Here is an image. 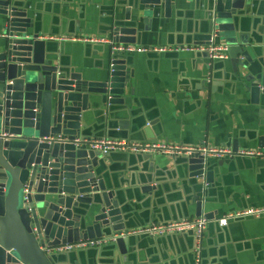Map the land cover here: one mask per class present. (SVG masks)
<instances>
[{"label": "crops", "instance_id": "obj_1", "mask_svg": "<svg viewBox=\"0 0 264 264\" xmlns=\"http://www.w3.org/2000/svg\"><path fill=\"white\" fill-rule=\"evenodd\" d=\"M12 1L28 9L42 37H105L113 41V26L129 27L133 24L129 17H136L138 44L122 46L149 50L165 47L171 51L126 55L125 66L132 76L124 95L131 107H114L110 121L116 128L108 133L114 138H107L106 130L100 139L93 140L151 142L145 134L149 130L154 142L159 143L256 151L260 157L209 160L214 179L206 190L201 214L218 220L232 212L264 207V97L258 105L252 104L242 83L233 80L229 58L216 64L207 77L206 58L199 52L179 49L202 46L194 45L193 38L205 34L202 6L206 0H171L167 14L163 4L151 6L152 13L135 9L139 0ZM246 1L252 6L238 14V33L255 37L260 44L257 49L264 50V0ZM5 24L6 18L0 15V47ZM50 47L57 50L65 68L74 69L84 80L104 82L108 78V46L56 41ZM124 118L128 137L115 138L125 136L118 133V123ZM143 156L114 152L105 163L107 182H114L121 197H126L127 208L134 212L135 227L128 230L160 223L157 217L199 218L191 202V194L201 193L199 182L188 180L187 173L175 169L169 156ZM149 185L156 190L142 194L140 189ZM213 219H207L210 226L202 242L204 264H264V218L229 220L225 227L213 225ZM129 238L139 239V246L128 264H192L190 238ZM88 255L95 253L90 250ZM104 257L90 262L83 259L82 264H113L112 254Z\"/></svg>", "mask_w": 264, "mask_h": 264}, {"label": "water", "instance_id": "obj_2", "mask_svg": "<svg viewBox=\"0 0 264 264\" xmlns=\"http://www.w3.org/2000/svg\"><path fill=\"white\" fill-rule=\"evenodd\" d=\"M161 4L166 14L171 12V0H139L135 9L152 13L150 7ZM251 6L246 0H206L202 6L206 31L193 41L208 46L213 40L215 45L227 46L233 80L242 83L252 104L258 105L264 97V50L257 49L258 39L239 35L237 29L238 14ZM0 15L6 18L0 47V264H82L83 259L102 260L107 253L112 254L113 264L131 263L139 239L119 238L135 227L134 212L127 208L126 197H121L114 182H107L105 163L111 153L73 143L100 139L106 130L107 138H114L108 134L116 128L110 121L114 107L130 109L132 104L124 95L132 76L125 66L126 55L111 53L108 78L89 82L61 64L57 50L50 47L54 42L42 39L27 8L0 0ZM129 18L133 23L129 27L113 26L115 44H138L137 18ZM199 54L207 60V77L216 64L224 63L211 64L207 53ZM118 128L125 136L115 138H127V118ZM148 131L147 138L154 142ZM171 159L175 169L187 173L188 180L199 182L201 193L191 194L195 217L213 219L211 214H201L214 179L211 159L198 154ZM155 190L150 185L140 189L142 194ZM184 219L189 218L157 217L160 223ZM213 225L219 226L217 222ZM112 236L118 238L111 245L90 249L93 256L88 255L90 250L51 256L43 250ZM182 236L190 238L195 264L194 237ZM200 264H204L202 252Z\"/></svg>", "mask_w": 264, "mask_h": 264}, {"label": "built area", "instance_id": "obj_3", "mask_svg": "<svg viewBox=\"0 0 264 264\" xmlns=\"http://www.w3.org/2000/svg\"><path fill=\"white\" fill-rule=\"evenodd\" d=\"M42 39L51 42H76L81 41L85 44L91 45H101L108 46L111 50V53H122L125 55L133 54H142V53H165L169 48H155L154 50L144 49V48H135L133 46H122L120 44H115L111 39L105 37H43ZM181 51L188 52H199L207 53L208 60L210 63L214 62H223L228 60V50L229 48L224 45H215L213 40H211L208 46H184L179 48ZM175 50V49H174ZM176 49L175 51H177ZM5 136V135H4ZM75 145L86 144L89 149L100 152L102 154L107 153H127V154H137V155H147V156H169V157H186L191 154H198L204 159H215V160H224L232 159L235 157L242 158H257L260 157V154L253 150H240L237 152L232 151L228 148H216L202 145L199 147H185L171 145L168 143H159V142H134V141H116V140H91L87 142L84 139H76L73 142ZM24 193L26 190L24 189ZM264 218V207L257 209H248L232 212L224 215L217 222L220 227H225L229 220H236L241 218ZM209 221L201 216L199 218L190 220H176L166 223H157L152 224L143 228H137L134 230H127L122 232L119 238L130 237V236H148L151 238H163L168 236L175 235H187L192 234L194 237V249L193 253L195 256V264H200V252L202 250V242L204 235L207 229ZM118 237H102L100 239L79 241L71 244H61L59 246L45 248L43 249L48 256L51 255H63L69 254L77 251H86L90 249H99L108 245H111Z\"/></svg>", "mask_w": 264, "mask_h": 264}]
</instances>
